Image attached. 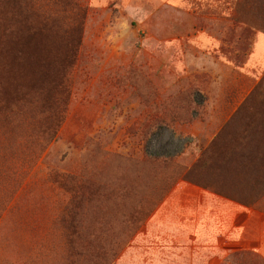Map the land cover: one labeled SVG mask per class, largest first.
<instances>
[{"label": "rangeland", "instance_id": "obj_1", "mask_svg": "<svg viewBox=\"0 0 264 264\" xmlns=\"http://www.w3.org/2000/svg\"><path fill=\"white\" fill-rule=\"evenodd\" d=\"M259 33L264 0H0V264H116L206 119L264 117Z\"/></svg>", "mask_w": 264, "mask_h": 264}, {"label": "crops", "instance_id": "obj_2", "mask_svg": "<svg viewBox=\"0 0 264 264\" xmlns=\"http://www.w3.org/2000/svg\"><path fill=\"white\" fill-rule=\"evenodd\" d=\"M249 59L264 69V33L257 35ZM233 118L205 120L223 124L207 147ZM215 153L222 155L226 150ZM259 166L242 164L231 176L218 177L210 169L206 179H179L116 264L264 263V194L255 192L259 180L254 175Z\"/></svg>", "mask_w": 264, "mask_h": 264}, {"label": "trees", "instance_id": "obj_3", "mask_svg": "<svg viewBox=\"0 0 264 264\" xmlns=\"http://www.w3.org/2000/svg\"><path fill=\"white\" fill-rule=\"evenodd\" d=\"M247 108L248 106L244 105L242 106V108H240V110L238 109L235 112V114L233 115L234 117L233 120H231L230 123H228L226 127L223 129V131H225L226 134L218 135L217 138L214 140V142H212L208 147L201 148L200 150L201 154L196 162V167L202 170V174H200L202 176L200 178L206 179V174L210 169L213 170L212 173L216 174V176L224 177V176H231L237 173L235 171V168L238 167V170L241 169L242 164L260 165L259 172L254 173L255 178L259 180V187L255 188V192L259 191V193L263 195L264 194V147L262 149L259 148L256 149L252 146L250 147L249 144H251L252 140L254 141L258 140V142L256 143L257 145L261 140L262 144L264 145V117L259 118L258 121H255L253 118L249 120L246 117L238 115L241 113L243 114ZM249 125H253V127H250ZM242 132H245L246 134L252 137L251 140H248V143L246 142V138H240L237 135L238 133H242ZM229 134H234L237 136L232 138V136L230 137ZM215 150H226V153H223L222 155L218 153L216 154ZM193 168L194 166L192 167V169ZM192 169H189V171L192 172ZM183 178L199 180V176L198 178H189V176L185 175ZM246 190L249 189L246 188Z\"/></svg>", "mask_w": 264, "mask_h": 264}]
</instances>
